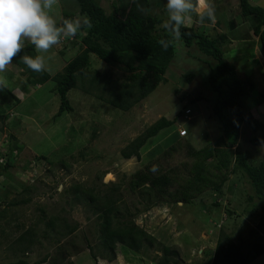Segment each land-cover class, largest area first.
I'll return each instance as SVG.
<instances>
[{
    "label": "rangeland",
    "instance_id": "rangeland-1",
    "mask_svg": "<svg viewBox=\"0 0 264 264\" xmlns=\"http://www.w3.org/2000/svg\"><path fill=\"white\" fill-rule=\"evenodd\" d=\"M97 1L110 10L118 0ZM151 1L153 13L167 18V0ZM250 1L264 6V0ZM211 3L215 8L216 22L204 23L211 34L225 29L226 23L235 19L237 26L232 35L245 36L251 42L242 46L234 38V42L226 44L225 52L239 68L241 77L254 83L250 93H258L264 89V49L254 35L257 18L250 15L245 19L240 0H211ZM75 8L76 0H57L50 14L55 21H61L65 11H74ZM77 17L82 18L78 13ZM194 18L195 15L188 24H192ZM219 20L220 24L217 23ZM80 44V36L77 35L54 45L46 54V71L50 74L62 71L80 51ZM182 47H179L175 62L181 70L189 69V66L196 69L200 61L194 58L187 60L181 53ZM8 69L17 74L16 80L9 82L8 79L7 82L20 100L8 111L10 117L3 122L0 120L3 126L0 130V171L5 173L0 176V264L21 258L31 264H158L164 254L163 245L178 252L175 256L178 264H212L222 230L233 241L247 247L257 239L255 231L258 230L260 207L248 200L247 196L254 190L242 171L230 175L220 190L213 188V181L197 183L192 179L193 163L197 158L195 150L220 134L219 125L209 117L210 110L204 100L192 104L194 115L188 118L180 116L170 127L150 138L141 148L140 158L126 159L122 156L123 148L162 116L175 118L183 105L189 103L190 97L202 90L211 95L199 76L190 85L180 83L177 91L173 83L162 84L129 111L98 102L100 91L92 88L91 93H86L82 80L80 86L68 93L73 109L59 116L60 99L55 90V80L32 84L12 63ZM96 71L120 80L128 74L120 66L106 63L92 53L91 65L85 70L84 79ZM184 93H187V98L182 99ZM11 97L8 94L0 96V103L9 102ZM253 103V113L257 116L264 110L256 101ZM260 119H264L263 116ZM183 129L188 130L189 136L176 140L177 132ZM252 133L245 124L240 148L247 151L251 162L257 163L264 160V145H254L250 141ZM175 141L177 147L169 150ZM7 161L11 165L4 170ZM153 166L157 168L155 174L170 172L171 182L166 186L167 191L146 193L145 186L141 184L133 188L132 178L136 173L148 171L146 168ZM210 170L220 172L211 165ZM77 184L92 187L100 195L119 186L116 194L121 195L127 207L135 211L137 206L144 211L136 215L135 222L156 237V244L146 241L139 252L118 244L114 260L109 261L102 256L95 260L89 245L99 251L97 217L85 199L70 202L75 196L73 185ZM185 191L193 197L183 206L179 197ZM27 197L30 200L26 203H11ZM155 199L160 200L149 210H144L148 202ZM53 216L60 217V223L44 238L43 230ZM65 222L77 227L70 235L65 234ZM28 227L35 228L39 237L32 250L23 251V243L18 241V237ZM67 241L80 249L71 246L68 250L72 254L63 258L59 245L67 248ZM262 243L264 245V236ZM250 264H264V253Z\"/></svg>",
    "mask_w": 264,
    "mask_h": 264
},
{
    "label": "trees",
    "instance_id": "trees-1",
    "mask_svg": "<svg viewBox=\"0 0 264 264\" xmlns=\"http://www.w3.org/2000/svg\"><path fill=\"white\" fill-rule=\"evenodd\" d=\"M76 1L77 8L74 11H65L62 20L74 19L78 13L82 16L81 19H89L92 27L87 29L86 35L78 34L81 43L80 51L65 64L62 71L50 74L48 71L37 73L29 69L20 59L24 53L36 55L34 46L28 43H25L23 51L14 57L12 64L22 70L20 74L28 77L29 83L42 84L50 79L55 80V90L60 99L59 116L66 110L73 109L68 93L73 88L80 86L79 82L82 80L83 91L86 93H91L92 88L100 91L97 94L98 102H105L114 108L129 111L149 97L160 85L173 83L174 89L177 91L180 83L190 85L199 76L211 95H207L202 90L196 96L190 97L189 103L183 105V109L178 112L175 118L169 119L162 116L131 140L123 148L122 156L126 159L134 156L140 158L141 148L150 138L170 127L180 116L188 118V116L194 115L192 104L204 100L210 110L209 117L219 125L220 134L215 140L208 141L206 145L195 150L197 158L193 163L192 179L197 183L213 181V188L220 190L230 175L240 170L254 190L253 194L249 193L247 196L248 200L260 207L258 230L255 231L257 239L247 247L241 242L233 241L222 230L212 264H250L264 253L262 243L264 236V160L257 163L251 162L247 151L240 148V137L244 125L247 124L253 131L250 141L257 146L264 145V119H260L261 116L264 118V111L258 113L257 116L253 113V101H256L257 105H261L264 110V89L253 95L250 93V90L254 88V83L241 77L237 65L227 58L225 47L226 44L234 42V38L241 41L242 46L251 42L245 36L232 35L233 29H236L237 26L235 19L229 20L225 29L214 31L211 34L208 27L204 25L205 22L197 23L195 16L192 24L181 28L180 40H175L163 28L159 27L166 18L153 13L151 0H136V2L118 0L110 10L97 0ZM137 3L144 8L143 12L137 7ZM240 7L245 19L250 15L257 18L254 22L256 24L253 28L254 35L257 36L264 49V7L253 4L250 0H240ZM62 20L56 21V23L59 25ZM205 21L211 23L208 20ZM217 23L220 24L221 21L219 20ZM162 39L169 41L167 50H164L160 44ZM180 46H183L181 53L186 55L187 60L194 58L195 61H200L196 69L189 66V69L181 70L179 64L175 62ZM92 53H95L106 63L120 66L128 73L127 76L120 80L114 79L110 74L96 71L92 73V76L84 79L85 70L91 65ZM8 70L7 67L4 72H0V81L4 82L0 85V96L5 97L7 94L12 96L9 102L0 103L1 122L10 117L8 111L20 100L17 95L18 98L14 95L7 82L8 79L9 82L16 80L17 74ZM172 74H175V77ZM85 80L88 81V84L87 81L85 83ZM185 96L187 93L182 95V99L187 98ZM0 130H3L1 123ZM188 136L189 132L184 137L180 135V132H177L176 140L185 139ZM175 143L176 141L169 147V150L172 151L177 147ZM10 165L11 163L7 161L4 170ZM210 165L216 167L220 172L211 171ZM152 168L147 167L148 171L143 170L136 173L132 178V187L136 188L141 184L145 186L146 193L155 190L166 192V186L171 182L170 172H156L155 174L151 171ZM4 174V171H0V176ZM210 175L217 179L212 180ZM73 186L72 190H74L75 196L70 202L74 203L80 198L85 199L97 217L99 251L95 246L89 245L95 260L101 256L108 258L109 261L114 260L118 244L126 245L137 252L144 248L146 241L153 245L156 244V237L135 222V218L144 211H141L137 206L135 211H131V208H128L125 201L122 200L121 195L116 194L119 186L105 195H100L92 187H82L80 184ZM192 197V194L185 191L179 198L183 201L184 206L187 202L192 201ZM29 198L11 203L17 205L26 203L30 200ZM159 200H151L144 210H149ZM60 220L61 218L58 216H53L48 220L47 228L42 233L44 238L49 236H47L49 231L56 229ZM65 226L66 235H70L77 228L70 226L67 222H65ZM37 237H39L38 231L28 227L18 237V241L23 243L21 249L23 251L32 250ZM65 244L68 246L67 248H63L65 245H59L63 258L72 254L68 250L71 246L79 248L71 241H67ZM162 249L164 254L158 264H178V259L175 258L178 252L175 249L166 245H163ZM5 264L31 263L21 258Z\"/></svg>",
    "mask_w": 264,
    "mask_h": 264
},
{
    "label": "clouds",
    "instance_id": "clouds-1",
    "mask_svg": "<svg viewBox=\"0 0 264 264\" xmlns=\"http://www.w3.org/2000/svg\"><path fill=\"white\" fill-rule=\"evenodd\" d=\"M56 3L57 0H0V72L23 51L25 42L34 46L36 55L24 53L21 61L32 71L42 73L47 70L46 54L54 45L78 34L86 35L87 29L92 27L87 18L63 19L59 25L56 23L50 14ZM137 7L144 11L139 3ZM165 8L167 18L159 27L175 40H180L181 28L192 21L193 15L199 24L205 20L216 22L211 0H167ZM160 44L167 50L169 41L162 39ZM3 83L0 81V85ZM156 170V166L151 169Z\"/></svg>",
    "mask_w": 264,
    "mask_h": 264
},
{
    "label": "built area",
    "instance_id": "built-area-1",
    "mask_svg": "<svg viewBox=\"0 0 264 264\" xmlns=\"http://www.w3.org/2000/svg\"><path fill=\"white\" fill-rule=\"evenodd\" d=\"M188 117H189V116H188ZM179 132H180V135H181L182 137L188 135V130H187V129L180 130Z\"/></svg>",
    "mask_w": 264,
    "mask_h": 264
}]
</instances>
